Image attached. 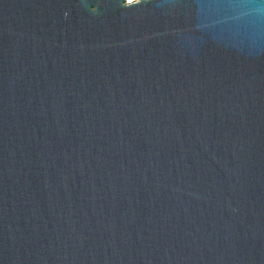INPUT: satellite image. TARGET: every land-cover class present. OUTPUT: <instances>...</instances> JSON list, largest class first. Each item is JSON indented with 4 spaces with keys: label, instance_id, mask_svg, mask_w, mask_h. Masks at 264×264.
I'll return each instance as SVG.
<instances>
[{
    "label": "water",
    "instance_id": "water-1",
    "mask_svg": "<svg viewBox=\"0 0 264 264\" xmlns=\"http://www.w3.org/2000/svg\"><path fill=\"white\" fill-rule=\"evenodd\" d=\"M0 264H264V0H0Z\"/></svg>",
    "mask_w": 264,
    "mask_h": 264
},
{
    "label": "built area",
    "instance_id": "built-area-1",
    "mask_svg": "<svg viewBox=\"0 0 264 264\" xmlns=\"http://www.w3.org/2000/svg\"><path fill=\"white\" fill-rule=\"evenodd\" d=\"M135 1H142V0H124L125 5H126V4H131V2L133 3V2H135Z\"/></svg>",
    "mask_w": 264,
    "mask_h": 264
}]
</instances>
